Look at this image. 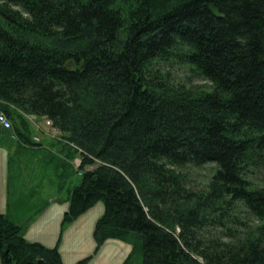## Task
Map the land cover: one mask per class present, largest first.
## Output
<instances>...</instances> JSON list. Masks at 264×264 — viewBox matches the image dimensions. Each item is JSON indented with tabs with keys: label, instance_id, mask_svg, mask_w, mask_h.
<instances>
[{
	"label": "trees",
	"instance_id": "16d2710c",
	"mask_svg": "<svg viewBox=\"0 0 264 264\" xmlns=\"http://www.w3.org/2000/svg\"><path fill=\"white\" fill-rule=\"evenodd\" d=\"M0 111L31 146L25 114L59 131L51 162L78 174L60 231L101 200L93 254L264 264V0H0ZM0 264L63 261L0 212Z\"/></svg>",
	"mask_w": 264,
	"mask_h": 264
},
{
	"label": "rangeland",
	"instance_id": "374dc122",
	"mask_svg": "<svg viewBox=\"0 0 264 264\" xmlns=\"http://www.w3.org/2000/svg\"><path fill=\"white\" fill-rule=\"evenodd\" d=\"M173 76L177 82L192 83L193 85L201 86L207 84L201 78L190 72L188 68L182 66H177L174 68ZM25 117L31 128L29 142L36 144L35 146H31L29 143L20 141L15 133L14 128L12 131H3L11 140L18 141L19 143L26 144L31 147H36L37 149L39 148V150L42 151L41 154H37L35 152L33 154H28L25 157H23L21 154H14L11 157L12 168L9 186L11 187V191H13V193L15 190L18 192L17 194L15 193V195H11L9 198V208L11 211H14L17 217L23 213L27 214V210L28 213H30L36 208L43 207V203L41 202L42 199L40 200L38 194H40L41 197H46L49 194V207L51 212L58 211L61 208V205L67 202L69 189L72 188L78 179V174H74L71 167L72 176L69 179L60 180L56 169L59 173L63 172V169L58 164L51 162L52 159L50 156L52 155H55L56 158L59 159L60 156L62 157V153L59 151V146L55 142L60 136L59 131L55 129V132H52L51 129L44 125L42 119L36 118L34 121V117L29 114H25ZM1 135L2 134L0 132V136ZM34 137H37L38 140H35L36 138ZM38 157L40 161L43 160L44 164L40 166L35 165L36 167L34 166V168H27V170L30 172H32V170L34 172L41 171L44 174L42 188L35 191L33 190V194L29 193L30 189L28 186H32V181L35 185L37 180L30 176V174L25 176L18 175L17 172L19 171V168L17 167V163L18 161L25 160L27 162H32ZM61 163L63 164V160H61ZM79 163L80 159L76 157L71 164L73 165V168H75L77 166L76 164ZM28 165L31 164L29 163ZM211 167H213L212 164H207L201 168L186 169L184 174L187 185L193 188L205 187L210 177ZM89 168H91V166ZM54 198H58L57 201H53ZM103 210V202L99 200L87 212L84 213L82 218H86V222L84 224L85 230L83 231L84 236L83 239L80 236H77L75 243L67 245L68 237L76 233L74 229L67 230L66 228L68 226H66L60 231L59 228L55 244L58 241L59 251L60 247L63 246L61 256L63 257L64 264H74L78 260L93 254L95 248L93 228L96 220L103 214ZM55 244L53 246H55ZM129 250H131V245L128 243L118 239H107L100 246L99 250L93 254L91 260L86 264H122L123 260L125 259H123V256H125Z\"/></svg>",
	"mask_w": 264,
	"mask_h": 264
},
{
	"label": "crops",
	"instance_id": "0c3cea01",
	"mask_svg": "<svg viewBox=\"0 0 264 264\" xmlns=\"http://www.w3.org/2000/svg\"><path fill=\"white\" fill-rule=\"evenodd\" d=\"M1 132V131H0ZM0 136V212L6 214L14 223L21 225L23 227V236L28 241H37L44 244L47 247H52L55 244L57 234L59 232L60 223L62 220V215L64 211L68 208V200L66 203L61 205V208L58 211L51 212L49 207L50 204V195L48 194L46 197H41L38 194L41 202L43 203V207L36 208L35 210L31 211L27 214L19 215L18 217L15 215L14 211H11L9 208V198L11 195L17 194V190L11 191V187L9 186L10 179H11V168H12V155L14 154H21L25 157L28 154H41L42 151L37 149L36 147H31L26 144L19 143L18 141L11 140L7 137V134L3 131L1 132ZM43 148V146H42ZM37 160V161H36ZM31 165H28V164ZM43 160L40 161L39 157L34 159L32 162L25 161H18L17 167L19 171L17 172L18 175H29L34 177L37 180V183L34 185L33 181L31 183L32 186H28L30 189L29 193H33V190H39L42 188L43 185V176L44 174L41 171L32 172L28 171L27 168H31L35 165H43ZM36 167V166H35ZM56 173V172H55ZM34 194V193H33ZM58 198H54L53 201H57ZM44 201V202H43ZM51 201V202H53ZM40 202V203H41ZM84 216L81 215L77 220L72 222L68 227L67 230L74 229L76 231L75 234L69 236L67 239V245L71 243H75L77 240V236H80L83 239V231L85 230V222L86 218L82 219ZM81 239V240H82ZM62 248L60 247V254L62 255ZM130 250L127 252V254ZM126 254V255H127ZM125 255V256H126ZM123 256V259L125 258ZM62 257V256H61ZM62 261L64 264V260L62 257Z\"/></svg>",
	"mask_w": 264,
	"mask_h": 264
},
{
	"label": "built area",
	"instance_id": "2783aa9c",
	"mask_svg": "<svg viewBox=\"0 0 264 264\" xmlns=\"http://www.w3.org/2000/svg\"><path fill=\"white\" fill-rule=\"evenodd\" d=\"M32 116L34 117V121H35L37 117L34 115ZM42 120H43L42 122L44 123L46 127L51 129L52 132H55V128L52 126V123L49 119L42 118ZM12 129H13V125H12L11 120L7 117V115L3 111H0V131H12ZM34 138H36L35 140H38L37 137H34ZM76 165L78 166V164Z\"/></svg>",
	"mask_w": 264,
	"mask_h": 264
}]
</instances>
